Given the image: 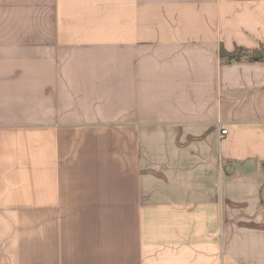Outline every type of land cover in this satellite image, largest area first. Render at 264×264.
<instances>
[{
    "label": "crops",
    "instance_id": "crops-1",
    "mask_svg": "<svg viewBox=\"0 0 264 264\" xmlns=\"http://www.w3.org/2000/svg\"><path fill=\"white\" fill-rule=\"evenodd\" d=\"M262 46L264 0H0V264H264Z\"/></svg>",
    "mask_w": 264,
    "mask_h": 264
},
{
    "label": "trees",
    "instance_id": "trees-1",
    "mask_svg": "<svg viewBox=\"0 0 264 264\" xmlns=\"http://www.w3.org/2000/svg\"><path fill=\"white\" fill-rule=\"evenodd\" d=\"M220 58L223 64L247 62L264 63V46L259 49L236 48L233 52H228L221 48ZM264 170V164H263Z\"/></svg>",
    "mask_w": 264,
    "mask_h": 264
},
{
    "label": "water",
    "instance_id": "water-1",
    "mask_svg": "<svg viewBox=\"0 0 264 264\" xmlns=\"http://www.w3.org/2000/svg\"><path fill=\"white\" fill-rule=\"evenodd\" d=\"M251 165H253V163H252L251 161L246 162V163H243V164L233 163V164L231 165V168H230V169L232 170V172H233L234 170H237V172H238L239 174H247V173L252 172V171H250V170L248 169V166H251Z\"/></svg>",
    "mask_w": 264,
    "mask_h": 264
},
{
    "label": "built area",
    "instance_id": "built-area-1",
    "mask_svg": "<svg viewBox=\"0 0 264 264\" xmlns=\"http://www.w3.org/2000/svg\"><path fill=\"white\" fill-rule=\"evenodd\" d=\"M226 134H227V131L226 130H223L222 133H221L222 136H224Z\"/></svg>",
    "mask_w": 264,
    "mask_h": 264
}]
</instances>
